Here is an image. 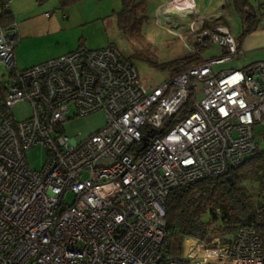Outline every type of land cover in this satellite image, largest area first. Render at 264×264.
I'll use <instances>...</instances> for the list:
<instances>
[{
	"label": "built area",
	"instance_id": "1",
	"mask_svg": "<svg viewBox=\"0 0 264 264\" xmlns=\"http://www.w3.org/2000/svg\"><path fill=\"white\" fill-rule=\"evenodd\" d=\"M0 3L7 13L9 0ZM166 20L168 33L198 46L185 44L191 55L205 41L225 54L146 88L113 46L17 70L16 29L0 24V69L8 73L0 104V264H264L253 227L209 241L186 237L180 256L170 255L169 193L225 176L258 149L264 63L226 69L241 54L226 27H190L182 36ZM191 94L189 113L177 118ZM23 103L29 116L17 120L13 110ZM95 112L106 121L99 132L81 142L64 134L70 118ZM37 146L46 162L34 171L25 156Z\"/></svg>",
	"mask_w": 264,
	"mask_h": 264
},
{
	"label": "rangeland",
	"instance_id": "2",
	"mask_svg": "<svg viewBox=\"0 0 264 264\" xmlns=\"http://www.w3.org/2000/svg\"><path fill=\"white\" fill-rule=\"evenodd\" d=\"M12 1L14 0H9L11 7ZM54 1L49 0L41 4V7H47ZM121 1L80 0L68 7L61 8L66 14H70L74 21L78 22V27H74L68 30L66 34L61 35V42L75 45H78L79 42H84V48L87 50H98L113 46L131 62L138 73L141 83L146 88L159 86L170 77V73L162 70L161 67L191 55L185 44L190 49H195L198 46L193 44L190 39L182 40L168 33L165 28L167 27L166 22L162 18L158 19L155 13H153L154 2L151 0H147L145 3V10L143 15L141 14L142 22L139 30L133 33L124 31L118 26L116 21V14L121 9ZM248 2L251 3L253 0H248ZM45 10L48 12L52 11L50 7H47ZM228 27L233 37L241 33L240 21L233 10L228 17ZM205 42L202 43L201 48L204 47ZM208 42L211 43L210 41ZM52 45L53 47H49L48 51L57 52L56 50L59 46H56V38H53ZM210 47V50L208 48L201 51L203 59L210 58L218 52V46L210 45ZM62 49H64L63 45H61ZM35 50V53L32 51V54L35 55H31V58L28 60L29 63L44 56V52H48L41 51L38 48ZM19 55L20 52L17 51V58ZM32 66L21 67L19 62H15L17 70L27 69ZM7 80L8 73L0 69V98ZM201 97L202 95H200ZM29 113V107L24 103L17 105L13 110V114L17 120L27 118ZM105 124L103 112H95L84 117L70 118L63 124L62 130L67 137L81 142L99 132L105 127ZM254 131L257 147L264 149V125L255 126ZM25 159L29 169L39 171L45 165L46 154L41 146H37L26 153ZM242 185L248 194L251 195L254 208L256 210H264V186H261L256 177L250 173L244 175ZM66 198L68 202L72 201L71 196H67ZM218 224L214 225L218 226Z\"/></svg>",
	"mask_w": 264,
	"mask_h": 264
},
{
	"label": "trees",
	"instance_id": "3",
	"mask_svg": "<svg viewBox=\"0 0 264 264\" xmlns=\"http://www.w3.org/2000/svg\"><path fill=\"white\" fill-rule=\"evenodd\" d=\"M49 0H35L39 5ZM60 8L68 7L80 0H57ZM147 0H122L121 9L116 14V21L124 31L137 32L141 25ZM234 11L243 24L244 37L254 32L264 13L261 5L254 9L247 0H231ZM2 9V8H1ZM140 14V15H139ZM10 14L1 12L0 24L9 19ZM209 24L205 29L209 28ZM238 45V43H237ZM210 48V43H204L200 54L189 55L179 61L171 62L163 67L173 77L186 69L203 62L201 51ZM2 89L0 104L4 97ZM192 94L186 107L177 118L189 113ZM255 176L261 186H264V149H257L244 160L241 166L230 169L225 176L202 180L185 189L171 191L164 207L166 230L170 236V255L177 257L182 252V243L186 237H194L200 241H209L214 236H231L237 227H253L260 237L264 248V210H256L252 197L242 185L245 174ZM230 177V181L226 178ZM207 218L206 220H204ZM219 223L218 226L214 224Z\"/></svg>",
	"mask_w": 264,
	"mask_h": 264
},
{
	"label": "crops",
	"instance_id": "4",
	"mask_svg": "<svg viewBox=\"0 0 264 264\" xmlns=\"http://www.w3.org/2000/svg\"><path fill=\"white\" fill-rule=\"evenodd\" d=\"M151 1L154 2L152 11L155 15H157L156 13H159L160 8L168 7V9L165 10L162 19L165 22L167 21L166 19H172L174 26L177 25L175 28L177 27V30L182 36L189 34L190 27L200 33L202 30L208 31L214 26L222 25L229 31L228 17L231 11H234L231 0ZM262 4H264V1L262 0L250 3L254 9ZM11 5L12 7L9 4L7 12L10 14V17L4 22V25H13L16 29L17 45L15 48L14 61L19 62L21 67H28L31 65L36 66L40 63L60 57L80 48H84V42H79L78 45L61 42V35L66 34L68 30L74 27H78V22L74 21L70 14H66L64 10H61L58 1L55 0L47 6L52 9L51 12L46 11L45 9L47 7H41V5L37 4L35 0H14ZM1 8L2 5L0 3V15L3 11ZM208 24L210 25L209 28L205 29V26ZM240 24L242 33L244 27L241 21ZM241 33L234 37L236 43H238L237 47L240 49L241 54L235 60L226 64L224 66L226 69L244 71L254 64L264 63V17L261 18V21L254 32L244 37H240ZM53 38H56V46H59L56 50L57 52L48 51L49 47H53ZM61 45L64 46V49L62 50ZM210 45L216 44L210 43ZM36 48L48 52H44V56L29 63L28 60L31 58V55H35L32 54V51L35 53ZM17 51L20 52L18 58ZM224 54V49L218 46V52L210 58L222 56Z\"/></svg>",
	"mask_w": 264,
	"mask_h": 264
},
{
	"label": "water",
	"instance_id": "5",
	"mask_svg": "<svg viewBox=\"0 0 264 264\" xmlns=\"http://www.w3.org/2000/svg\"><path fill=\"white\" fill-rule=\"evenodd\" d=\"M226 180H227V181H230V177H227Z\"/></svg>",
	"mask_w": 264,
	"mask_h": 264
}]
</instances>
